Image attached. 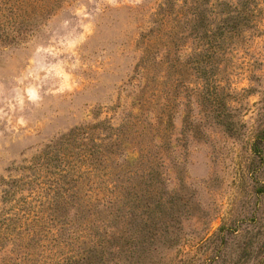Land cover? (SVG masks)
Segmentation results:
<instances>
[{
	"label": "rangeland",
	"instance_id": "obj_1",
	"mask_svg": "<svg viewBox=\"0 0 264 264\" xmlns=\"http://www.w3.org/2000/svg\"><path fill=\"white\" fill-rule=\"evenodd\" d=\"M161 1L0 0V264H264V0L204 51Z\"/></svg>",
	"mask_w": 264,
	"mask_h": 264
},
{
	"label": "trees",
	"instance_id": "obj_2",
	"mask_svg": "<svg viewBox=\"0 0 264 264\" xmlns=\"http://www.w3.org/2000/svg\"><path fill=\"white\" fill-rule=\"evenodd\" d=\"M181 1V2H180ZM225 2H219L218 0H162L159 4L158 11L154 12L156 15L162 14L164 16L163 20L160 22L158 32L152 33V35L147 39V46H154L158 41L162 40L163 35H168L169 31L171 33L174 29L182 26V23H185L186 31L193 34V39L200 46H196V51H204L210 47H214V42L216 43L219 40L220 35H227L232 31L224 30V28L228 27L227 25V13L225 12ZM216 7H221L222 10L220 12L214 13L213 9ZM213 17H216L219 21H221V25H218L214 22ZM187 19V20H183ZM223 28V29H222ZM223 31V34H220V31ZM222 33V32H221ZM226 39V38H225ZM220 43V42H218ZM106 123L105 121H101L98 125H103ZM92 126H89L87 129H72L70 132L65 134L66 142L68 144L69 151L75 149V141L81 136L83 138L81 143L82 150L85 149V164L91 168H95V164L98 161L100 155L101 159L107 164L112 163L115 154V148L119 145L118 142L124 141V131H119L116 136H107L105 138H96L93 136ZM121 132V133H120ZM118 136H120L118 138ZM65 155H72L69 152H65ZM129 160L134 159V156H128ZM108 167V164L106 165ZM75 169L77 166L74 165ZM111 168V167H110ZM71 168L65 170L66 172L70 171ZM64 172H57V186L56 189L59 190L63 194L62 188L64 182L66 181ZM81 179L78 177L73 179L74 183H71L69 186V191L71 194L62 196V198H57L56 192L54 190V194L50 196L58 201L60 199L61 203H65V206L68 205V202L71 201L72 206L76 203V198H74V189L77 185V180ZM76 182V184H75ZM61 189V190H60ZM64 195V194H63ZM72 196V199L69 197ZM74 257H77L75 255Z\"/></svg>",
	"mask_w": 264,
	"mask_h": 264
}]
</instances>
